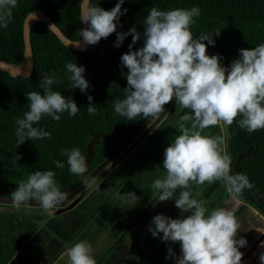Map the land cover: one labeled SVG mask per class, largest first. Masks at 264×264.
I'll list each match as a JSON object with an SVG mask.
<instances>
[{
  "label": "clouds",
  "instance_id": "9594fccd",
  "mask_svg": "<svg viewBox=\"0 0 264 264\" xmlns=\"http://www.w3.org/2000/svg\"><path fill=\"white\" fill-rule=\"evenodd\" d=\"M18 0H0V27H7ZM125 0H117L111 10L91 6L81 12L80 22L89 28L79 31L87 45H96L117 32L118 21L127 9ZM201 14L198 7L190 9L160 10L152 7L144 22L143 46L133 50L141 34L133 26L128 32L117 33L114 46L119 48L126 36H132L129 51L120 57L126 73L125 97L115 100V112L128 120L137 117L157 118L165 111V105L176 102L179 110L189 109L190 114L179 116L175 123L178 129L164 150L163 170L165 176L156 178L151 188L158 192L159 202L172 199L177 189L175 207L182 213L180 218L163 214L153 217L148 231L166 243H179L181 254L175 256L168 248L166 259H175L176 264H242L247 246L244 237L237 239L241 221L233 211L217 207L210 212L205 201L192 198V186L222 181L226 183L231 197L236 198L243 190L254 187L244 173L231 174V156L226 151L223 135L204 134L205 129L218 125L231 126L237 117L238 127L249 133L264 130V43L251 49H239V58L230 66L221 64L220 54H207L208 45L215 44L213 35L202 34L194 38L191 25L194 17ZM220 32L215 35H219ZM207 41V44L205 43ZM80 41L77 46H79ZM66 69L71 73L72 89L86 93L89 82L85 79V67L69 62ZM58 81L45 76L40 81L43 94L31 91L25 94L29 110L18 118L15 135L17 145L25 140H43L51 133L34 127L43 116L54 121L61 119L60 113L76 116L80 111L72 97L67 99L52 85ZM89 115L97 109L88 96ZM190 122V126H189ZM69 169L74 174L86 171L85 158L78 148L65 150ZM58 168L64 165L56 161ZM159 167V166H157ZM53 171H35L26 181L18 184L11 193L12 207L19 212L27 208L29 201H37L48 211L66 199L55 182ZM119 201L135 207L140 198L135 193L119 194ZM162 233V236L160 235ZM264 247V243L261 244ZM69 264H96L92 246L81 240L66 251ZM264 264V252L259 255Z\"/></svg>",
  "mask_w": 264,
  "mask_h": 264
},
{
  "label": "trees",
  "instance_id": "16d2710c",
  "mask_svg": "<svg viewBox=\"0 0 264 264\" xmlns=\"http://www.w3.org/2000/svg\"><path fill=\"white\" fill-rule=\"evenodd\" d=\"M79 2L80 0H18L8 26L0 27V59L10 63L20 62L23 53L22 19L25 13L34 7L43 9L69 39L75 40L81 30ZM116 3L117 0H89L88 8L99 6L111 10ZM152 7L165 11L198 7L201 14L193 18V37L199 38L202 34L213 35L215 44L208 45L207 54H220L221 64L225 60L226 67L239 58V49H251L264 43V0H125L122 11L127 9V12L120 17L117 32L107 39L102 38L96 45H87L83 50L66 47L42 21L35 20L28 30L32 53L30 74L13 76L0 70V190L11 187L0 195L11 197V193L16 191L14 188H18L21 181H26L38 170L53 171L57 186L69 187L77 181L79 175L70 171L65 150L78 148L84 156L86 141L96 131H110L114 124H118L112 134L103 133L92 143L93 152L85 171L87 174L132 132L130 123L137 121L138 117L133 121L117 114L113 103L125 97V76L128 70L123 68L120 57L129 51L132 36H126L119 48L114 44L117 33L128 32L135 26L141 34V39L133 45V50L142 47L144 22ZM218 32L219 35H215ZM205 43L207 44V41ZM69 62L85 67L84 77L89 82L86 93L81 92L79 88L72 89V81L69 79L71 73L66 69ZM53 75L58 81L52 85L53 91L61 92L66 99L72 97L80 111L76 116H70L67 112L60 113L59 121H54L50 116H43L40 122L33 126L50 132L51 137L43 140L27 139L18 146L15 135L16 121L29 110V101L25 94L31 91L43 94L40 81L45 76ZM89 95L93 97L91 103L97 109L95 115H89L87 112ZM240 118L242 117H237V121L231 126L223 125L226 151L232 160L231 174L235 175L233 163L237 154L246 148L243 141L245 139L249 142L250 149L239 157L237 171L246 174L254 185L250 191L258 197H264V130L249 133L246 129L238 127ZM145 121L146 119L140 117L139 125ZM171 124L172 122L164 128L150 147ZM137 139H130L131 142L129 140V144H125V149ZM56 161L64 167L58 168ZM100 172L91 179L94 180ZM219 182L211 183L197 199L204 200ZM238 198L252 205L264 216V200L253 197L246 190H243ZM241 207L242 204L234 211L235 215ZM187 215L190 213H184V216ZM41 219L42 215L37 211L21 209L19 212L3 214L0 210V264H4L33 233ZM164 243L161 241L141 264L147 263Z\"/></svg>",
  "mask_w": 264,
  "mask_h": 264
},
{
  "label": "crops",
  "instance_id": "0c3cea01",
  "mask_svg": "<svg viewBox=\"0 0 264 264\" xmlns=\"http://www.w3.org/2000/svg\"><path fill=\"white\" fill-rule=\"evenodd\" d=\"M180 111L174 99L168 103L156 123L121 155L116 154L109 160L102 167L103 170H99H102L100 175L87 182L73 201L47 213L4 264H69L66 251L81 240H87L92 246L96 264H141L162 241L148 231L153 217L157 214L171 218L184 215L175 207V198L179 196L180 189L176 190L172 199L159 202V193L151 188L156 178L165 176L164 150L171 139L179 134L176 121L179 116L190 114L189 109ZM171 122L170 127L150 147ZM204 134L225 137V129L221 124L205 129ZM141 155L143 157L132 167ZM210 185L207 182L193 185L192 198L197 199ZM129 192L140 198L135 207L127 208L118 199L119 194ZM203 201L208 212L217 207L234 212L242 204L236 214L241 221L237 239L244 237L247 240V246L240 249L244 253L242 264H260L259 255L264 252V247H261L264 243V216L252 205L238 197H231L226 183L222 181ZM169 247L175 256H180L179 243L165 242L145 264H176L175 259H166Z\"/></svg>",
  "mask_w": 264,
  "mask_h": 264
},
{
  "label": "water",
  "instance_id": "95a60500",
  "mask_svg": "<svg viewBox=\"0 0 264 264\" xmlns=\"http://www.w3.org/2000/svg\"><path fill=\"white\" fill-rule=\"evenodd\" d=\"M88 2L89 0H80L79 2V13L81 16V12L82 11H86L88 8ZM35 20H39L42 21L54 34L55 36L59 39V41L65 45L68 48H74V49H78V50H83L86 48L87 44H85L83 42V38L80 37V35L75 39H69L61 30L60 28L54 23V21L47 15V13L39 8V7H34L32 9H30L29 11H27L22 19V41H23V53H22V57L20 59L19 63H10L7 62L5 60L0 59V70H4L6 72H8L9 74L16 76V75H21V76H28L31 72L32 69V53H31V48H30V44H29V39H28V30L29 27L31 26V24L35 21ZM90 27V23L89 24H84L81 22V29H85V28H89ZM77 39H80V44L79 46H77L78 42ZM212 49V48H210ZM229 57V55H228ZM225 61V60H224ZM224 61H223V66H224ZM22 65V68L17 69V68H13L10 65ZM168 104L165 105V110L167 108ZM165 112V111H164ZM161 113L159 117L155 118L153 121H151L149 123V125L144 129V131L142 132V134L146 131H148L155 123L156 121L164 114ZM150 117H148L146 119L145 122L148 121ZM139 120L140 117H138L137 121L130 123V126L133 128L132 132H130L123 140L120 144H118L103 160H101L90 172H88L87 174H85V172L83 174H79V177L77 179V181L72 184L69 187H63V188H59L61 190V192H64L66 194V199L61 202L58 205H62L65 202H67L72 196H74L78 191H80L84 185L89 182L91 180V178L100 170L102 169V167H104V165H106V163L111 160L116 154L117 152L131 139L133 138L136 133L141 129L142 125H139ZM144 122V123H145ZM143 123V124H144ZM118 126V124H114L111 128L110 131H106L103 132L106 135H110L112 134L116 127ZM100 131H96L91 138H89L86 141V151L84 154V158H85V163L87 165V163L90 160V156L93 152V147H92V143L101 135L103 134ZM141 134V135H142ZM243 141L246 143V148L244 150H242L241 152H239L234 160L233 163V169L235 171V174L238 173L237 171V162L239 157L242 154H245L246 152L249 151L250 149V144L247 140L243 139ZM11 187H6L0 190V193L10 190ZM15 190H17V188H14ZM246 191H248L253 197L255 198H260L262 200H264V197H258L257 195H255L252 191H250L249 189H245ZM0 201H11V197H7V196H2L0 195ZM37 203L39 204V202L37 201H29V204H34Z\"/></svg>",
  "mask_w": 264,
  "mask_h": 264
},
{
  "label": "rangeland",
  "instance_id": "374dc122",
  "mask_svg": "<svg viewBox=\"0 0 264 264\" xmlns=\"http://www.w3.org/2000/svg\"><path fill=\"white\" fill-rule=\"evenodd\" d=\"M146 123V122H145ZM147 124H148V122L146 123V126L143 128V129H145L146 127H147ZM141 132L140 131H138L137 133H136V135L133 137V138H135V139H137L139 136H141ZM132 139V138H131ZM130 142H131V140H130ZM129 143H127V145H128ZM127 145L124 147V148H122L118 153H117V155L116 156H119V155H121L124 151H125V148L127 147ZM123 150V151H122ZM115 156V157H116ZM112 162V161H111ZM106 168V167H105ZM103 170V169H102ZM101 170V171H102ZM76 195V194H75ZM72 196L71 198H70V201L68 202H66V203H64V204H62V205H59V206H55L54 208H52V209H50V210H48V211H44L41 207H40V204H37V203H34V204H29V206L27 207V208H24L23 206L21 207V209H25L26 211H37V212H39L41 215H42V219L47 215V213H51L52 211H55V210H57L58 208H61V207H64L65 205H67V204H69L71 201H73L77 196ZM0 210H1V212L3 213V214H10V212H14L15 210L13 209V207H12V204L11 203H3V204H1L0 203ZM41 219V220H42ZM173 264V263H172Z\"/></svg>",
  "mask_w": 264,
  "mask_h": 264
},
{
  "label": "bare ground",
  "instance_id": "6f19581e",
  "mask_svg": "<svg viewBox=\"0 0 264 264\" xmlns=\"http://www.w3.org/2000/svg\"><path fill=\"white\" fill-rule=\"evenodd\" d=\"M79 41H80V39H77L76 42H79ZM10 66H12L13 68H17V69L22 68V65L21 64H19V65H10Z\"/></svg>",
  "mask_w": 264,
  "mask_h": 264
},
{
  "label": "flooded vegetation",
  "instance_id": "af4514ba",
  "mask_svg": "<svg viewBox=\"0 0 264 264\" xmlns=\"http://www.w3.org/2000/svg\"><path fill=\"white\" fill-rule=\"evenodd\" d=\"M150 118H153V117H150ZM150 118H149V119H150ZM149 119H148V120H149ZM149 122H150V121H148V123H149ZM140 125H142V127H141V129H140L139 131H142V129L146 126V124H145V123H144V124L142 123V124H140ZM98 172H99V171H98ZM98 172H97V173H98Z\"/></svg>",
  "mask_w": 264,
  "mask_h": 264
}]
</instances>
